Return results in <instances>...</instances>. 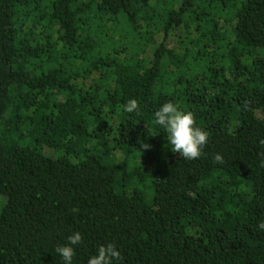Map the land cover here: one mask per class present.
<instances>
[{"label":"trees","instance_id":"obj_1","mask_svg":"<svg viewBox=\"0 0 264 264\" xmlns=\"http://www.w3.org/2000/svg\"><path fill=\"white\" fill-rule=\"evenodd\" d=\"M262 139L264 0H0V264H264Z\"/></svg>","mask_w":264,"mask_h":264},{"label":"clouds","instance_id":"obj_2","mask_svg":"<svg viewBox=\"0 0 264 264\" xmlns=\"http://www.w3.org/2000/svg\"><path fill=\"white\" fill-rule=\"evenodd\" d=\"M250 101H244L243 107L247 108ZM139 104L136 99L129 100L123 109L127 113H137ZM154 125L164 129L167 133V141L171 145V151L178 153L185 160H196L202 156V149L208 142L209 134L204 129L196 126V119L192 112L181 110L176 104L168 102L163 104L154 114ZM155 136V135H153ZM264 145V139L261 140ZM151 145L141 142V149L148 150ZM214 164L225 163L221 154L217 153L213 157ZM264 166V161H262ZM259 230L264 231V222L259 226ZM67 245L58 246L55 251L62 257L64 264H72L75 256L73 246L83 243L80 232H75L68 237ZM122 260L121 253L114 243L101 245L95 255H92L88 264H115Z\"/></svg>","mask_w":264,"mask_h":264},{"label":"rangeland","instance_id":"obj_3","mask_svg":"<svg viewBox=\"0 0 264 264\" xmlns=\"http://www.w3.org/2000/svg\"><path fill=\"white\" fill-rule=\"evenodd\" d=\"M1 197H5V199H6V196H4V195H3V196H1Z\"/></svg>","mask_w":264,"mask_h":264}]
</instances>
